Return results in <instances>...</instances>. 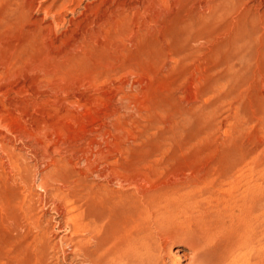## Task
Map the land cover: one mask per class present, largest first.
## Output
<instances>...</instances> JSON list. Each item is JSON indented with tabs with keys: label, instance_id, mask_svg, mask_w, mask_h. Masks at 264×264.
Segmentation results:
<instances>
[{
	"label": "rangeland",
	"instance_id": "1",
	"mask_svg": "<svg viewBox=\"0 0 264 264\" xmlns=\"http://www.w3.org/2000/svg\"><path fill=\"white\" fill-rule=\"evenodd\" d=\"M263 206L264 0H0V264H264Z\"/></svg>",
	"mask_w": 264,
	"mask_h": 264
},
{
	"label": "bare ground",
	"instance_id": "2",
	"mask_svg": "<svg viewBox=\"0 0 264 264\" xmlns=\"http://www.w3.org/2000/svg\"><path fill=\"white\" fill-rule=\"evenodd\" d=\"M110 180V179H109ZM129 180V179H128ZM130 183V182H129ZM98 187V186H97ZM106 188V187H105ZM96 189V188H95ZM123 190V189H122ZM140 190V189H139ZM96 191V190H95ZM94 192V191H93ZM161 193V192H160ZM178 193V192H177ZM95 194V193H94ZM108 194V193H107ZM110 194V193H109ZM112 194V193H111ZM127 194H128V192H127ZM163 194V193H162ZM161 194V195H162ZM165 194V193H164ZM141 195V194H140ZM154 195V194H153ZM158 195V194H157ZM160 195V194H159ZM158 195V196H159ZM160 195V197L159 198H161V197H163V198H165L166 199V197L168 196L169 197V195H167V194H165V195H167L166 197H164L165 195H163V196H161ZM217 195V194H216ZM83 196V195H82ZM137 196V195H136ZM156 196V195H155ZM155 196H154V199L153 198H151L152 200H155V199H157L159 202H161L162 201V199H161V201L159 200V198L156 196V198H155ZM243 196V195H242ZM92 197V196H91ZM142 197V196H141ZM78 198V197H77ZM170 198V197H169ZM169 198H168V201H170L169 200ZM140 199V198H139ZM149 199H150V197H149ZM148 199V200H149ZM197 199V198H196ZM85 200V199H84ZM133 200V199H132ZM148 200L146 201V202H148ZM214 200V199H213ZM100 201V200H99ZM156 201V200H155ZM163 201H165L164 199H163ZM167 201V200H166ZM166 201H165V204H167L166 203ZM217 201V200H216ZM159 202H157V203H159ZM148 203H150L151 204V202H148ZM154 203V202H153ZM156 203V204H157ZM218 203V202H217ZM90 204V203H89ZM160 205H162V206H164L165 204H164V202L163 203H159ZM158 204V205H159ZM175 204V203H174ZM240 204V203H239ZM263 204V203H262ZM152 205V204H151ZM159 205V206H160ZM203 205H204V203H203ZM144 206V205H143ZM154 206V205H153ZM156 206V205H155ZM81 207V206H80ZM111 207H113V205L111 206ZM157 207V206H156ZM168 207V206H167ZM192 207V206H191ZM241 207V206H240ZM261 207V206H260ZM264 207V206H263ZM97 208V207H96ZM116 208V207H115ZM130 208V207H129ZM78 209V208H77ZM121 209V208H120ZM153 209H154V207H153ZM161 209V208H160ZM167 209V208H166ZM222 209V208H221ZM138 212H139V215L141 214L142 215V213L144 212V214L146 213L145 211V209H143V208H138V209H136ZM143 210H145V211H143ZM82 211V210H81ZM170 211V210H169ZM216 211V210H215ZM237 211V210H236ZM82 212H84V211H82ZM109 214H112L113 216V218H114V222H115V225H118V226H122L123 224H128V223H130V224H128V226L130 225L131 227H135V226H137V225H139V222L137 223L136 222V219L132 216V215H129L127 218H123V217H121L120 216V213H118V214H116L115 213V210L113 209V208H109ZM124 212V211H123ZM133 212V211H132ZM141 212V213H140ZM205 212H207V211H205ZM209 212V211H208ZM92 213V212H91ZM248 213V212H247ZM135 214H137V212L136 213H134V215ZM197 214V213H196ZM146 215H148V214H146ZM199 215V214H198ZM217 215V214H216ZM260 215V214H259ZM84 216V215H83ZM120 216V217H119ZM137 216V215H136ZM143 216V215H142ZM231 216V215H230ZM139 217V216H138ZM138 217H136V218H138ZM158 217H159V215H158ZM198 217H200V216H198ZM220 217V216H219ZM245 217V216H244ZM142 218H140L139 220H141ZM168 219V218H167ZM222 219V218H221ZM143 220V219H142ZM142 220H141V222H142ZM209 220V219H208ZM86 222V221H85ZM92 222V221H91ZM134 222H136L137 224H133ZM158 222V221H157ZM161 222V221H160ZM177 222V221H176ZM179 222V221H178ZM196 222V221H195ZM206 222V221H205ZM236 222V221H235ZM144 223V222H143ZM181 223V222H180ZM239 223V222H238ZM91 224V223H90ZM131 224H133L134 226H132ZM84 225V224H83ZM82 225V226H83ZM162 225V224H161ZM206 225V224H205ZM243 225V224H242ZM76 226H78L77 224H76ZM111 226V225H110ZM144 226V225H143ZM201 226V225H200ZM199 226V227H200ZM213 225L212 224H208V225H206V226H203L204 228H202V227H200V229H199V234L198 235H196V237L194 238V242H193V244H190V246H188V249H189V251H190V254H189V256H188V261H187V263L186 264H237L236 262H234V259H232V261H231V259L229 260L228 259V256H227V254H225V252H224V250L225 249H223V247L222 246H220V245H216L215 247H213V248H207L206 247V244L210 241V239H212L213 238V235H214V230H216L215 229V226H214V230H213V227H212ZM131 227H128L129 228V231H130V228ZM151 227V226H150ZM155 227V226H154ZM247 227V226H246ZM91 228V227H90ZM115 228H117V227H115ZM124 228H126V227H124ZM136 228V227H135ZM135 228H133V229H135ZM140 228V227H139ZM138 228V229H139ZM143 229H146V228H144V227H142ZM235 228V227H234ZM123 228H121V230H122ZM143 229H141V231L143 230ZM116 230V229H115ZM128 230V229H127ZM231 230V229H230ZM234 230V229H233ZM264 230V229H263ZM111 231H112V229H111ZM113 231H114V229H113ZM135 231H136V229H135ZM144 231V230H143ZM148 231V230H147ZM160 231V230H159ZM169 231V230H168ZM241 231V230H240ZM88 232V231H87ZM117 232V231H116ZM116 232H114V233H116ZM133 232V231H132ZM145 232V231H144ZM79 233V232H78ZM112 232H110V234H111ZM113 233V234H114ZM121 233V232H120ZM119 233V234H120ZM228 233V232H227ZM237 233V232H236ZM121 234H123V232L121 233ZM126 235H128L127 233H125ZM125 234H124V237L125 238H123V240H122V243L121 244H118V246L120 245L121 247L120 248H115V247H113V245L114 244H112L111 246H109V247H111V249L109 250V248H107V250H109V252H108V263L109 264H115V263H112V260H114V257L115 256H117V255H119V256H117L118 258V261L122 258V260H124L125 262H124V264H158V263H161V264H166V262H165V259H164V255H163V252H166L167 250H166V248H167V246H162V247H160L159 249H155L153 246H151V242L149 241L148 243L149 244H146V243H143V241L146 239L145 237V239L143 240V237H142V235H141V232H136L135 234H133V235H131V236H125ZM161 234V233H160ZM164 234V233H163ZM230 234H231V232H230ZM115 235V234H114ZM148 235V234H147ZM171 235V234H170ZM224 235H226V234H224ZM146 236V235H145ZM216 236V235H215ZM231 236V235H230ZM112 237H113V235H112ZM115 237V236H114ZM120 237H123L122 235L120 236ZM120 237L118 238V239H120ZM235 237V236H234ZM9 238V237H8ZM106 239V238H105ZM113 239V238H112ZM225 239V238H224ZM150 240V239H149ZM163 240V239H162ZM167 240V239H166ZM232 240V239H231ZM80 241V240H79ZM110 241H112V240H110ZM116 241H117V238H116ZM115 241V242H116ZM146 241V240H145ZM168 241V240H167ZM190 241H191V239H190ZM120 241H118V243H119ZM234 242V241H233ZM112 243H113V241H112ZM230 243H232V242H230ZM153 244V243H152ZM160 244V243H159ZM110 245V244H109ZM115 246V245H114ZM160 246V245H159ZM224 246V245H223ZM9 247V246H8ZM108 247V246H107ZM212 247V246H211ZM168 249V248H167ZM9 250V249H8ZM11 250V249H10ZM37 250V249H36ZM169 250V249H168ZM231 250V249H230ZM6 251V250H5ZM228 251V250H227ZM32 252V251H31ZM14 253V252H13ZM168 253H169V251H168ZM167 253V254H168ZM1 254V253H0ZM10 254V253H9ZM120 254H122V256L120 257ZM18 255V254H17ZM171 255V254H170ZM264 255L262 254V257H263ZM15 257V256H14ZM166 257V256H165ZM253 257H255L254 255H253ZM107 258V257H106ZM116 258V257H115ZM257 258V257H256ZM15 259V258H14ZM34 259V258H33ZM94 259V258H93ZM27 260V259H26ZM35 260H38V259H35ZM257 261V260H256ZM34 263V262H33ZM103 263V262H102ZM239 263V262H238ZM121 264V263H120ZM123 264V263H122ZM170 264H179V257H173V259L172 260H170ZM240 264V263H239ZM256 264V263H255ZM263 264V263H262Z\"/></svg>",
	"mask_w": 264,
	"mask_h": 264
}]
</instances>
